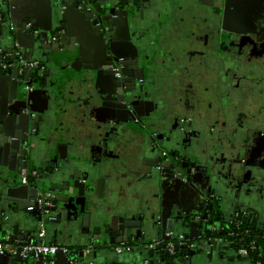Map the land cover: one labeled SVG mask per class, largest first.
<instances>
[{"label": "flooded vegetation", "instance_id": "flooded-vegetation-1", "mask_svg": "<svg viewBox=\"0 0 264 264\" xmlns=\"http://www.w3.org/2000/svg\"><path fill=\"white\" fill-rule=\"evenodd\" d=\"M103 1L105 0H96V3L102 11L100 16L106 15L104 22H107L108 26L100 30L98 28V30L99 33L101 31V37L107 41V47L110 46L116 36V30L113 26L124 20L123 18H126L118 14L120 10H126L129 13V18L127 17L126 22L137 29L140 24V30L134 31L135 29H132L135 34L131 32V35L128 32L126 33L129 36L127 47H132L133 45L138 48V50H135L138 57H134L132 60L134 50L131 51L129 47L124 49V54L126 55L118 54L124 56L122 57L121 66L112 64L113 61L109 64V67H89L98 69L96 70V75L98 74L99 76L98 83L105 86V89H102V100H100L102 109L98 116L105 122L102 123L104 125H99V129H102L100 131L101 139L99 144L101 153L97 152L98 156L93 160L102 159L113 164L115 159H120L119 152L121 147L128 146L133 142L134 144L141 143L140 149L146 151L147 155L145 166L130 173L132 175L128 176L127 185L119 184V189L110 194L111 197L113 198L120 191H124L126 194H134L133 192L138 191L141 194V197H139L140 201H137L140 205L146 199L145 197L148 196V192H145L144 184L145 178L149 174L148 165L155 168L161 166V171L170 174H175L177 166L185 167L184 172H188L186 175L189 178L196 177L199 180L204 179L207 167L209 173L206 180L199 181L197 179L198 184H200L199 189H201L205 197V209L200 210V207L193 208L183 205L189 211L183 213V217L179 215L178 210H175V207H178V201L176 199L174 201L171 198L173 195H170V198H166L167 202L164 200L163 203L162 199L161 204H163V207L160 210L166 213V220L159 223V226L161 225L160 230L165 233L152 237V232L148 233L143 230L140 234L138 233L139 229H135L133 230V235L130 234L135 240H130L127 244H124L127 247L125 252H130L131 248L132 251L145 250L149 255L146 254L149 259V261L147 259L146 263L149 264H192L197 258L214 259V255L217 253L219 256H225L224 253H227L230 259H237L236 256L240 255L238 253L239 248L230 240V235L233 232L240 231L246 234L248 232L253 233L251 239L256 246L257 255L255 259L251 260V263L264 264V65H253L246 73V67H242V61L240 62L241 65L236 63L238 61L237 53L240 54L243 50L241 49L243 48L241 35L236 36L237 34L233 30L228 31L225 29V25L223 26L225 16H229L235 10V7L231 6L229 2L226 3V0H214L213 5L208 0L211 9L209 35L213 40L210 49L207 50V52L209 51L208 53H203L199 50L202 49L204 40L199 34L194 36V30L190 31L194 37H189V35L184 33L182 35L183 37L186 35L189 38H195L192 40L194 53L191 56L196 57L198 62L202 58L206 60L209 68L206 67L205 69L213 76L211 85L220 94H225L226 92L229 96L232 90L236 93L240 86L236 89L235 86L243 78L248 85H251L248 93L242 90L241 96L236 97L235 101H238V99L239 101L233 106V110L226 112L221 109V106L219 107L218 115L222 117L225 115V119L219 123H210L209 121L201 123L198 119L193 120L180 116L176 109L170 107V96L167 95L171 92L170 84L173 74H176L178 70L182 71L183 68L185 71L193 69L192 71L194 72L199 67L190 69L189 67H164L161 62H158L160 58L157 56L151 59V65L148 66L144 63L145 55L143 54L144 52H149V39L157 29L154 25L155 23L150 22V17L152 19V16H155L152 15V11L156 12L157 8L153 9L147 6V8H151L150 12H148V10L145 11L144 9L148 5L143 2L146 0H117L116 2H111V8L106 10L101 6ZM106 1L109 2L110 0ZM126 1H129V3H126ZM169 12L172 13L174 11L170 10ZM246 12H249V10L247 9ZM159 18V20H163L160 14ZM170 18L171 15L164 17L167 23L171 21ZM198 19L197 17V20H195L197 27L200 25L197 23ZM236 20L242 21L239 18H236ZM96 26L99 25L97 24ZM100 26L102 27V25ZM0 30L13 33L5 27ZM183 30H180L181 33ZM181 38L180 36L179 39ZM101 43L104 45L100 39L96 41L97 45L101 46ZM218 48L220 49L222 61H219V67L218 60H216L217 63L213 62L214 50L216 51ZM16 49L14 47L13 50L6 52V54H14ZM124 50L122 49V51ZM113 54H109V57L112 58L111 55ZM174 58L175 60L177 59V57ZM242 60L245 64L246 59L243 58ZM99 62L101 63V59ZM138 64H140L139 67L137 66ZM233 67H236V70H233ZM4 68L1 67L0 69ZM26 70H24L23 75L19 73V101L21 102L15 106V112L19 115L20 122L22 124L25 123L24 139L29 137V149L34 152L44 145L38 138L37 130L30 129L29 124L30 121H34L37 115L40 114L38 112L40 107L36 104L35 95H33L38 90V80L35 82L38 76H31L30 80L27 81ZM33 70L41 72L44 67L38 62L37 68H33ZM233 71L237 72V74ZM142 72H144V77ZM99 73L102 75H99ZM231 73H234L232 74L233 77L229 76ZM240 84L243 89L244 82H240ZM26 85L32 87L31 92L25 91ZM27 95H29V100L26 99ZM221 96L224 97V95ZM123 97L127 108H122L124 107L122 106L124 104L122 101ZM115 100L118 103H123L122 107H119V114L112 107H105V103L113 106L112 102ZM31 108L36 110L37 115L32 113ZM237 110L240 112L239 114ZM161 154L163 157L160 160ZM152 161L153 163H151ZM25 164L29 165V160ZM23 165L21 162L19 167H15V170L21 171ZM236 168L241 173L238 176H230V173L234 172ZM154 173L156 174L153 169ZM34 175L36 174L29 173L25 183L28 184L31 179H35L36 176ZM225 185H228V189H224ZM221 198H226L227 200L235 199V201L247 198L246 201L251 200L253 203L249 206L248 203H241L238 200L241 205L234 210L233 215L227 219L228 221L223 220L226 225L222 228V225L219 224V220L224 218L220 215V211H222ZM174 211L175 215H172ZM170 217L174 220H169ZM182 221L185 226L188 224L190 228L184 230ZM115 229L118 228L114 227L112 229V226L110 228L112 232ZM212 230H217L216 233L218 234H228L229 236H225L226 239H217L218 236L215 237L210 234ZM107 237H102V242L100 243L114 242L111 236ZM138 240H141L139 244L135 242ZM197 240H199V243ZM239 240H243V238ZM154 241L158 243L152 244ZM171 241L175 243L173 250L167 248L168 243ZM258 241L260 242L259 244ZM210 242L213 247H208ZM199 244H204L203 249L200 248ZM89 246H91L93 252L95 244H89ZM222 248L225 249L222 250ZM117 258L119 259L120 257ZM244 258H248V254L246 256L241 255L238 260H244ZM126 259H119L121 261L120 264H127L125 262ZM131 264H140V262Z\"/></svg>", "mask_w": 264, "mask_h": 264}, {"label": "crops", "instance_id": "crops-1", "mask_svg": "<svg viewBox=\"0 0 264 264\" xmlns=\"http://www.w3.org/2000/svg\"><path fill=\"white\" fill-rule=\"evenodd\" d=\"M5 1L6 0H0V11ZM113 1L116 2L117 0H110L109 2L106 0L103 1L101 5L102 8L109 10L111 8V2ZM261 1H263V3H261ZM12 2V21L16 29L14 33H7V31L0 30V61L3 60V53L11 51L14 47H16L17 49L19 48L24 52L26 59L41 63V65L44 67V70L41 72L39 71L38 73V90L44 89V92H47L49 88L48 83L46 86L41 83V79L44 78L51 80V84L49 86H53V88H56L60 84L64 86L62 93V98L64 100L62 101V104L65 111H67L69 114V119L65 124L62 125V136L65 140L63 145L69 147L68 152H70L71 148L74 150V146H78L80 152L82 154H86L87 159L91 160L97 158V152H100V131H102V129H98L99 125H104L102 123H105L98 117L102 109L100 101L102 100V89L104 90L105 86L98 83L96 69L89 67H109L110 62L108 57L110 52H113L117 55L119 53L124 54V49L129 47L131 48V51L134 50L132 53V60L134 57H138V54L135 51L138 50V48L134 46L127 47L129 44V42H127L129 36H127L126 33L128 32L131 35L132 29H135L134 31L140 30V24L138 25L137 29L134 26H130L126 22L127 18H123L124 20L119 22L120 25L117 24L113 26L116 30V36L110 44V47L106 48L102 43L101 46L96 44V41L99 40L100 37L98 29L96 28L97 26L95 24V20L98 19L100 14L94 9L95 6L98 7V4L94 0L89 2V8L91 11L90 13L93 14V18L89 19L84 17L74 9L73 11L69 12L62 20H60L59 17V0H13ZM143 2L148 4L146 7H144L145 11L148 10V12H150L151 8H157L156 12L152 11V15L155 16H152V19L150 17V22L155 23L154 25L157 29L149 39V52L143 51V55H145L144 63L148 66L151 65V59L154 58V56H157L160 58L158 62H161L164 67H189V69L193 67H199L195 69L194 72L192 71L193 69H190V72L185 71L183 68L182 71L178 70L176 74H173L170 84L171 92L167 94L170 96V107L176 109L180 116L191 118L193 120L198 119V121L201 123L203 121H209L210 123L221 122L223 119H225V115L224 117L218 115L219 107L221 106V109L226 112L231 111V109L233 110V106L239 101V99L238 101L235 100L239 97L241 91L243 90L248 93L250 91L251 85H248L247 81L243 78L241 81L239 80L237 82V86H235V89L238 86L241 87H239V90L236 93H234L232 90L229 96L226 94V92L225 94H220V92L211 85V78L213 76L205 69L208 67L206 60L202 58L199 59L200 61L198 62L196 57L193 55L191 56V54L194 53V48L192 47L194 44L192 43V40L195 38H189L190 36H193L191 35L192 33L190 31L194 30V36L199 34V36L203 38L204 44L201 47L202 49H199L203 53H208L209 51L207 52V50L210 49V46L212 45L213 40L209 35V16L211 14V9L209 7L210 2H208V0H146ZM147 6H150L151 8L149 9ZM234 7L235 10L230 13V17L233 19V22H239L243 25L245 19H243L244 21H237L236 18L240 19V15L242 14L245 18L247 9L250 11V13L253 12V9L256 7V10L261 9L264 11V0H254V4L245 3V5H239V3L236 2ZM170 10H173L174 12L170 13ZM159 14L162 15L163 20H159ZM166 15H171V21L168 23L164 19ZM181 15L183 16L181 17ZM197 17L199 18L197 22L200 24L199 27L195 25V20H197ZM254 22L255 21L253 20L252 24L249 23L254 27L247 24L249 30L246 28V26H242L240 28L239 26H236L235 30L233 27L227 29L228 31L233 30V32L237 34L236 36L241 35V43L243 46L241 49L243 50L240 54L237 53L238 61L236 60V63L241 65L240 62L242 61V67H246V73L248 72L249 68L253 67V65H264V23H258L261 24V27H258ZM29 23L36 25V32L28 31L29 28L27 25ZM61 26L63 29L61 32H59V35L67 37L63 45L66 48L75 49L76 53L80 52V55H71L72 59H74V63L68 64V68L61 71L63 73L62 77H60L59 71L53 68L54 66L51 63L55 57V54L52 53V50L49 47H47V45H56L54 44V39H52L53 34L55 30L59 27L61 28ZM182 29L185 31L183 30L181 33L180 30ZM183 33L189 35V37L186 35L183 37ZM133 34H135V32ZM180 36L182 37L181 39H179ZM122 49L124 51H122ZM174 57H177V59L175 60ZM243 58L246 59L245 64L243 63ZM100 59L101 63L99 62ZM138 65L140 66V64ZM233 70H236V67H233ZM235 73L237 74V72ZM232 74L234 73H231L229 76L233 77ZM59 78V84L53 85V82H58L56 79ZM240 82H244L243 89ZM13 95H17V98H12ZM221 95H224V97ZM47 98L48 96L43 94L38 97V103L36 102V104H38L40 107L38 108L39 113H46L47 103L45 101ZM19 99L20 93L18 92V94H16L15 92L14 94V88L11 82L0 84V110L6 122L4 141L7 144L9 139L13 141V146L10 144V147L13 149L12 151H15V153L21 152L25 145V137L23 133H25L26 126L25 123L22 124L20 122L19 115L15 112V103L17 100L19 101ZM237 113L239 114L240 112L237 110ZM140 148L141 143L134 144V142L130 143L128 146L121 147L119 152L121 160L115 159L112 164V174L120 184L127 185V182L129 181L128 176L132 175L130 173H133L136 171V169L145 166V159H147L146 151H143ZM30 156V161H32L34 169L36 171L44 170V175H48V169L46 168L47 162L45 147L43 146L42 148H38L34 152L30 150L29 157ZM53 156L54 153H52L51 157L53 158ZM162 157L163 155L161 154L160 160ZM71 158L73 157L68 159ZM0 161L8 163L7 173L12 179L19 174L18 170H15V167L17 168V166L19 167L20 165V161L18 159L15 160L10 158V156L7 159L3 153L2 157H0ZM151 163H153V161ZM148 166L149 168L152 167L151 165ZM152 168L155 169V167ZM33 173L36 174V172ZM208 174L209 173H207V175ZM206 178L207 177H204V179L199 180L196 177H192L191 179L192 182H194L193 184L199 187L200 184H198V180L202 181L206 180ZM40 184L45 188L48 185L47 183L42 184V181H40ZM224 189H228V185H225ZM194 192L195 190L191 191L190 189L185 188L181 191V197L179 196V198L176 199H179L178 202L184 201V206L188 205L193 208L200 207V210L205 209V199L197 197L196 192ZM47 193H51L54 196L53 199H55L58 195L63 194V191L51 188ZM102 193L104 196L103 199H105L103 201L108 199L113 201V203L111 201H107L108 204L105 205L104 216L108 219L111 218V213L114 215V210L118 204L126 205L127 203L131 202L136 203L137 201H140L139 197H141V194H139L138 191L133 192L134 194H126L124 191H120L112 198L107 187L104 188V191L102 189ZM1 196L2 195L0 194V230L3 232V234H12L13 231L20 232L22 235H20V237H23V239L17 241L21 243H28L29 241L33 240L38 233V224L40 223L39 217H43L42 213L38 210L32 212L28 211V207L30 206L29 204L26 206V211L23 213L16 208L14 210H9L7 207L12 204V202H4L1 199ZM96 198L99 199L100 197L97 195ZM171 198L173 199V197ZM243 199L244 200H238L241 201V203H248L249 206L253 203L251 200L246 201L247 198ZM238 200H227L226 198L220 199L222 204V211H220V215L221 217H224L219 220V224L222 225V228H224L226 225V222L223 220L228 221L227 219L233 215L234 210L239 208L241 205L239 204ZM25 201L28 203V200ZM52 202L50 206L51 209L49 217H53L54 221L56 219H61L62 217V221H60L59 224H56L52 223L50 221L51 219L48 217L44 219V224L46 225L47 243L56 244L60 247H65L70 250H82L88 247L89 244L97 243L96 240L90 238V232L94 230L92 223L87 224V222H84L83 215H79L77 218H74L70 214L61 216L60 210L54 209ZM172 215H175V211L174 214L172 212ZM171 217L169 220H174L171 219ZM182 227L184 230L186 228H190L188 224L185 226L184 222ZM115 231H117V233H115L114 237H112L114 242H108L106 244L101 243V249H94L91 255L86 259L87 262L92 264H120L121 261H119V259L125 260L127 258L125 261L127 264L135 262H140V264H149L146 263L148 257L146 256L147 253L145 250L138 249L137 251H132L131 248L132 252L118 253L119 247L127 244L130 240H135V238L129 235L126 241L124 240L123 234L119 229H115ZM164 233L165 232L162 230H159V232L154 231L152 232V237L160 236V234L163 235ZM217 236V239H226L225 236L229 235L221 234ZM197 241L199 243V240ZM135 242H138L139 244L141 240ZM199 246L203 249L204 244H199ZM224 249L225 248H222V250ZM224 254L225 256L222 259H220L221 257H219L218 253L214 255V259H207L204 257L197 258V260H195L192 264H249L242 259H234V261L231 262V259L228 257L227 253ZM123 255H125V258H121ZM117 257L120 258L118 259ZM53 259L55 260L56 264H67V257L65 255L62 257L55 256ZM0 264H26V262L22 259H16V257H0Z\"/></svg>", "mask_w": 264, "mask_h": 264}, {"label": "water", "instance_id": "water-1", "mask_svg": "<svg viewBox=\"0 0 264 264\" xmlns=\"http://www.w3.org/2000/svg\"><path fill=\"white\" fill-rule=\"evenodd\" d=\"M8 1V2H7ZM13 0H6L4 5L2 6L1 10L7 11L12 19V6ZM93 0H85V3L80 2V0H69L65 3V9H59L60 11V20L64 19V17L74 9L77 10L81 15L87 17L89 19L93 18V14L90 13L89 2ZM96 1V0H94ZM229 0H226L228 3ZM238 3L244 2V0H235ZM251 1V0H248ZM129 1H126V3ZM210 4H214V0H210ZM81 3V4H80ZM97 13L102 14V11L99 7L95 6L94 8ZM89 10V11H88ZM118 14L121 17H128L129 13L125 10H120ZM248 14L250 15V11L246 12L245 16ZM236 16V15H235ZM109 18V17H107ZM106 19V15L99 16L98 19L95 20V24L99 25L96 28L99 30L103 27L108 26V23L104 22ZM246 25L249 23H245ZM102 25V27L100 26ZM225 25V29H230L233 27L235 30L236 26L242 27L245 26L244 24L239 22H233V19L227 15L224 18L223 26ZM250 25V24H249ZM253 26V25H250ZM248 27V26H247ZM254 27V26H253ZM29 32H36V25L31 23V27H28ZM63 29L58 28L55 30L53 34V38L56 45H47L52 50V53L55 54L53 58L52 65L56 70L59 71L60 77L63 76L62 70H66L68 64H73L74 59H72L71 55L77 56L80 55V52L76 53L75 49L66 48L63 44L66 41V36H60L59 32ZM106 29V28H104ZM98 30V32H99ZM101 31L99 33L100 40L104 43L105 47H107V41L101 37ZM50 38V39H51ZM51 39V41H52ZM62 45H61V44ZM133 46V45H132ZM62 49V50H61ZM113 54V53H110ZM108 57L109 62H113L112 64H118L121 66L122 64V57L118 55H111ZM71 57V58H70ZM2 61L6 64L4 69H0V84L11 82L14 88V94H18L19 92V69L22 66V63L19 61V58L16 56L7 57L6 52L2 54ZM26 59V58H25ZM28 60V59H27ZM142 60V58H141ZM30 61V60H28ZM139 67V65H137ZM13 67V68H12ZM50 68V67H49ZM98 70V69H96ZM27 76L26 80L29 81L31 76H38V71H34L33 69L26 70ZM106 74V73H105ZM99 75H102L99 73ZM144 72H142V76ZM98 80L99 76L97 74ZM144 77V76H143ZM41 79V83L43 85H47L48 83V90L44 92V89L37 90L33 93L35 95V102L38 103V97L43 94L48 96L46 99L47 103V111L46 113L39 115L36 114V110L32 109V113L37 115V118L34 121H30V129H36L38 138L42 144L44 143L45 151H46V162H47V169L48 175H44V170L36 171L34 169L32 161H30V144H29V137L24 140L25 145L23 150L19 153H15L12 151L13 149L10 147L13 141L9 139L8 144L4 141L5 136V128L6 122L2 116L0 110V157L4 153V156L8 159L13 158L15 160H19L20 164L22 162L23 168L19 171V174L11 178V176L7 173V166L8 163L4 161H0V194L1 199L4 202H12L7 208L14 210L15 208L22 213L26 211V206L29 204L30 206L37 200V198L45 194L49 191V189H58L63 191V194L58 195L55 199H52V205L54 209L60 210L61 216L70 214L74 218L78 217L79 215H83V221L87 222V224L92 223L94 226V230L90 232V238L97 241L95 243V249L100 250V242L102 237L111 236L114 237L117 231L112 232L110 230L111 226L112 229L118 228L122 234L124 240L127 241L129 235H133L135 229H139L138 233H142L143 230H146L148 233L153 231H159L161 225L159 223L166 220V213L160 210L163 207L161 204L162 199L163 203L166 198H170V195H173V200L176 198L181 197V191L185 188H189L191 191L195 190L197 197H201L205 199L204 194L202 193L201 189L194 185L192 179L189 178L186 174L188 172H184V168L177 166L175 169L176 172L173 173H164L161 171L160 166L159 168H155V172L153 174V168H149V174L145 178V192H148V196L145 197L144 201L139 205L138 202L136 203H127L126 205H117L116 209L114 210V215L111 213V218L108 219L104 216L105 205L108 204L109 201L113 203L111 199L103 201V193L104 188L107 187L109 189L110 194H113L114 191L119 189V182L113 176L112 172V164H110L107 160H89L86 158V154H82L78 146H74V150L71 148L70 152H68V146L63 145L65 142L63 134V124H65L69 119V114L65 111L62 101L64 100L62 97L63 85L59 84V79H56L58 82H53V85H58L56 88L53 86H49L51 81L48 79ZM38 79L35 80L37 82ZM46 83V84H44ZM48 93V94H47ZM12 98H17V95H13ZM29 98V95L26 96V99ZM60 103H59V102ZM123 103H118L116 100L113 101L111 104H106L105 107H112L117 114L120 113V108H127V104L125 98H122ZM21 101L15 103L17 106ZM123 104V105H122ZM122 105V106H121ZM20 113V111H18ZM107 112V111H106ZM119 118V117H118ZM120 119V118H119ZM29 127V126H28ZM100 130V129H98ZM3 152V153H2ZM52 153H54L53 158L51 157ZM83 155V156H82ZM14 156V157H13ZM73 157L71 159H68ZM29 160V165H26V161ZM27 170V174L36 172L35 179H31L28 184L23 182V172ZM208 171L205 172V177ZM241 173L236 168L234 172L230 173L231 175L238 176ZM147 175V174H146ZM235 177V176H234ZM20 179V181H18ZM50 180V181H48ZM48 184L47 187H43L40 184ZM118 184V185H117ZM95 185V186H94ZM94 187V188H93ZM98 189V190H97ZM101 192V193H100ZM194 192V193H195ZM100 198L97 199L96 196ZM175 196V197H174ZM25 200H28L26 203ZM177 200V199H176ZM179 200V199H178ZM177 200V201H178ZM108 201V202H107ZM185 204L184 201L178 202V207H175V210H178L179 215L181 216L183 213L189 212L183 207ZM161 205V206H160ZM29 206V207H30ZM51 209V207H50ZM113 212V211H112ZM184 217V215H182ZM42 217H39V222H41ZM52 223L59 224L61 219H56L55 221L52 219L50 220ZM49 221V222H50ZM212 225V224H210ZM144 228V229H143ZM133 231V232H132ZM216 231L212 230L210 234L217 237V235H221L216 233ZM121 234V233H119ZM12 235L14 236L15 240H22L23 237H20L21 233L18 231H13ZM27 235V233H26ZM22 236V235H21ZM108 238V237H107ZM113 241V239H112ZM121 242V241H119ZM213 244V243H212ZM212 246L211 242L208 243V247ZM213 247V246H212ZM213 250V249H212ZM151 252V251H150ZM149 253V252H148ZM116 254V253H115ZM146 254V253H145ZM63 254L59 253L56 257H62ZM0 257H13L9 255H0ZM16 259H21L19 256H14ZM200 257V256H199ZM222 259L224 255L219 256ZM121 258H125V255L121 256ZM146 258V256H145ZM237 259L241 258V255L236 256ZM211 259V258H210ZM203 260V259H200ZM243 260V259H242ZM231 262L234 261V258H231ZM249 264H252L250 260H243Z\"/></svg>", "mask_w": 264, "mask_h": 264}, {"label": "built area", "instance_id": "built-area-1", "mask_svg": "<svg viewBox=\"0 0 264 264\" xmlns=\"http://www.w3.org/2000/svg\"><path fill=\"white\" fill-rule=\"evenodd\" d=\"M60 1V9H65V3L69 0H59ZM80 2L85 3V0H80ZM7 28L10 32H15V25L9 16L7 11H0V29ZM27 27H31V23L27 25ZM16 56L19 58V61L22 63L21 69L19 73L23 75L25 69H33L37 68L38 62L32 61L28 62L25 59L24 52L21 49H16L14 54H7V57ZM6 64L3 61H0V68L5 67ZM26 92H31L32 87L26 85ZM28 177L27 170L23 172V182H26ZM54 196L51 193H45L40 195L37 200L28 207V211L32 212L38 210L42 213L43 217L41 222L38 224L39 229L36 237L29 241L28 243H21L15 240L12 234H3L0 232V255H9V256H19L22 260L31 264H56L53 259L59 253H62L67 257V264H92L87 262L86 259L91 255L92 248L91 246L86 247L82 250H70L65 247H60L56 244H50L46 241V225L44 224V219L49 217L50 215V206ZM158 243L154 241L152 244ZM175 247L174 242H169L167 248L169 250H173ZM126 246L122 245L118 248V253H122L126 251ZM151 248V247H150ZM238 253L242 256H246L248 254V250L245 248H241L238 250Z\"/></svg>", "mask_w": 264, "mask_h": 264}, {"label": "rangeland", "instance_id": "rangeland-1", "mask_svg": "<svg viewBox=\"0 0 264 264\" xmlns=\"http://www.w3.org/2000/svg\"><path fill=\"white\" fill-rule=\"evenodd\" d=\"M229 3H230V5L231 6H234L235 4H236V1L235 0H229L228 1ZM245 3H249V4H251V3H253L254 4V0H251V1H248V0H244V2H242V3H239V5H245ZM261 3H263V1H261ZM231 8V7H230ZM257 9V7L255 8V9H253V12H251L250 13V15L248 14V16L246 15L245 16V21L243 20L244 19V15L242 14V15H240V19H242V21H244V25L246 26V28H248L247 27V25L245 24V23H250V24H252L253 23V20L255 21L254 23L258 26V27H261L260 25L261 24H258V23H264V11L263 10H261V9H258V10H256ZM253 13V14H252ZM239 14H240V12H239ZM248 30H249V28H248ZM218 50V51H217ZM216 51L214 50V56H213V62H215V63H217V61L216 60H218V67H219V61L220 62H222L221 61V57H220V52H219V48L217 49ZM216 54V55H215ZM215 63H213V65H215ZM232 235V234H231Z\"/></svg>", "mask_w": 264, "mask_h": 264}, {"label": "trees", "instance_id": "trees-1", "mask_svg": "<svg viewBox=\"0 0 264 264\" xmlns=\"http://www.w3.org/2000/svg\"><path fill=\"white\" fill-rule=\"evenodd\" d=\"M0 232L3 233L1 230H0ZM240 234H241V236H240ZM252 236H253V233L248 232L246 234V233H241L240 231L233 232L232 235H230V237H231L230 240L232 242H234L239 249L245 248V249L248 250V258H244V260L247 259V260L251 261V260L255 259V256L257 255L256 246H255L254 243H252V242H254L251 239ZM242 238H243V240H239V239H242ZM259 243L260 242L258 241V244ZM162 254H163V252H162ZM26 264H31V263H27L26 262Z\"/></svg>", "mask_w": 264, "mask_h": 264}]
</instances>
